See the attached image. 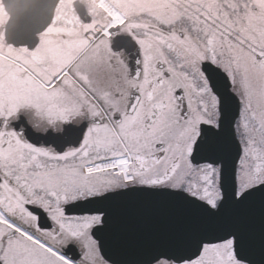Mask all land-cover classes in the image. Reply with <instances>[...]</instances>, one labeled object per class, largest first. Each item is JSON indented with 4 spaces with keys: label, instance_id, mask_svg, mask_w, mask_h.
Masks as SVG:
<instances>
[{
    "label": "snow or ice",
    "instance_id": "6c2138e0",
    "mask_svg": "<svg viewBox=\"0 0 264 264\" xmlns=\"http://www.w3.org/2000/svg\"><path fill=\"white\" fill-rule=\"evenodd\" d=\"M21 5L0 0V264H264V223L229 219L264 207V0H28L10 38ZM135 200L171 215L129 247Z\"/></svg>",
    "mask_w": 264,
    "mask_h": 264
},
{
    "label": "water",
    "instance_id": "95a60500",
    "mask_svg": "<svg viewBox=\"0 0 264 264\" xmlns=\"http://www.w3.org/2000/svg\"><path fill=\"white\" fill-rule=\"evenodd\" d=\"M28 0H22L19 11L13 10L12 20L8 22L7 30L10 38L13 33L19 30L23 20L29 15L27 8ZM78 12L82 18L89 19L85 6L77 5ZM37 40V38H36ZM171 215L163 205L147 204L140 200L127 203L119 215V222L127 224L130 228V234L120 237L121 241L132 246L131 242H139L148 238L153 229H159L167 223L168 216ZM229 219L247 226L254 235L259 234L262 223H264V207L257 200L248 206L241 214L230 216Z\"/></svg>",
    "mask_w": 264,
    "mask_h": 264
},
{
    "label": "flooded vegetation",
    "instance_id": "af4514ba",
    "mask_svg": "<svg viewBox=\"0 0 264 264\" xmlns=\"http://www.w3.org/2000/svg\"><path fill=\"white\" fill-rule=\"evenodd\" d=\"M82 5H84V4H82ZM85 6V9H86V11H87V7H86V5H84ZM88 15V14H87ZM89 19H90V17H89ZM6 27H7V25H6ZM37 42H38V37H37Z\"/></svg>",
    "mask_w": 264,
    "mask_h": 264
}]
</instances>
